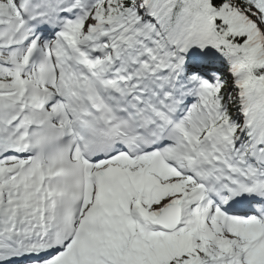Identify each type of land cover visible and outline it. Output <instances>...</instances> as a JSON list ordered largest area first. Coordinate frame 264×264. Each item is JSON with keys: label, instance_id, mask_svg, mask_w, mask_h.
Returning a JSON list of instances; mask_svg holds the SVG:
<instances>
[{"label": "snow or ice", "instance_id": "1", "mask_svg": "<svg viewBox=\"0 0 264 264\" xmlns=\"http://www.w3.org/2000/svg\"><path fill=\"white\" fill-rule=\"evenodd\" d=\"M0 264H264V0H0Z\"/></svg>", "mask_w": 264, "mask_h": 264}]
</instances>
